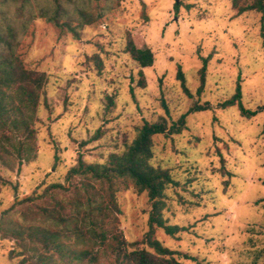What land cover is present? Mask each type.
<instances>
[{
    "label": "rangeland",
    "instance_id": "374dc122",
    "mask_svg": "<svg viewBox=\"0 0 264 264\" xmlns=\"http://www.w3.org/2000/svg\"><path fill=\"white\" fill-rule=\"evenodd\" d=\"M31 1L26 16H36L24 30L27 17H21L17 5L4 10L19 28L17 53L24 66L45 73L47 81L33 123L35 157L14 169L0 166V221L52 225L33 205L51 206L52 200L26 199L52 183L64 186L55 196L67 205L82 196L79 178L65 180L79 154L87 162H104L135 139L144 121L164 116L170 125L187 114L180 133L153 137L150 161L169 169L178 181L165 190L162 216L185 230L172 237L154 227L153 238L177 251L185 264H264L261 14L236 15L231 0H69L70 10L79 5L94 20L75 37L38 17V5L51 0ZM127 34L137 47L151 49V66L140 67L125 51ZM205 58V84L198 92ZM178 68L190 97L177 79ZM238 84L241 104L251 115H243L238 104L219 106ZM207 102L209 109L189 112L194 104ZM97 130L101 135L93 139ZM92 184L104 200L106 185ZM116 188L121 214L106 223L108 237L103 243L79 242L81 248L92 247L93 264H117L112 232L141 242L149 229L146 192H138L127 179L116 180ZM15 245L0 236V264H20V256L9 257ZM138 246L152 251L146 244Z\"/></svg>",
    "mask_w": 264,
    "mask_h": 264
},
{
    "label": "trees",
    "instance_id": "16d2710c",
    "mask_svg": "<svg viewBox=\"0 0 264 264\" xmlns=\"http://www.w3.org/2000/svg\"><path fill=\"white\" fill-rule=\"evenodd\" d=\"M51 3L38 5V17L45 18L60 30L71 32L79 37V29L84 24H90L91 14L85 8L73 4L72 10L66 4L69 0H51ZM31 0H0V166L14 169V165L33 160L36 153L35 130L33 123L40 98L44 95V86L47 75L43 72L27 69L17 53L19 28L7 16L11 7L17 5L21 17H27L22 22V29L36 16H26V7ZM236 15L255 11L261 14L264 21V0H231ZM7 9L6 11L4 9ZM178 8V2L174 3ZM75 23V24H73ZM125 51L140 67H149L153 64V52L149 48H139L130 34H127ZM207 58L203 59L200 68L201 92L205 84V68ZM177 79L184 92L191 94L185 85L184 74L178 68ZM141 86L144 80L141 78ZM109 105L113 102L109 99ZM238 104L243 115H251L241 104V88L238 84L235 93L219 104L220 107ZM166 108V107H165ZM210 108L209 103L194 104L189 112L202 111ZM264 109V106H263ZM166 113L168 110L166 108ZM181 115L170 125L164 116L154 122L144 121L138 128L135 139L125 146L121 152H111L104 162H87L81 154L76 158L65 175V180L79 178L78 188L83 192L75 201L68 205L57 200L55 194L63 190L61 183L47 185L41 194L31 196L26 200L49 197L52 205L33 204L38 215L51 221L52 225L29 224L23 222L10 223L1 219L0 236L15 241V248L9 252V257L20 256V264H93L97 260L92 247L81 248L79 242L84 239L94 244L103 243L108 237L105 230L106 223L112 217L121 214L116 196V180L127 179L132 181L138 192H146L151 201V211L148 217L149 229L141 242H128L119 231L112 232V250L117 254V264H185L176 257L177 251L163 246L153 238L154 227L161 228L165 234L176 237L185 227L168 224L162 216L165 208V190L169 186H178L169 169L153 166V137L158 134H178L185 126V117ZM264 131V125H263ZM101 135L97 130L93 139ZM84 143V142H83ZM224 176H230L225 171ZM0 182H4L0 175ZM92 183L106 185V196L102 199L101 193ZM103 195V194H102ZM104 196V195H103ZM69 207V211L66 210ZM10 209L6 210L7 213ZM10 223V224H9ZM110 230V229H109ZM116 230V229H115ZM139 244H146L152 251ZM130 247V249H127ZM196 260L195 257H190ZM201 264V262H198Z\"/></svg>",
    "mask_w": 264,
    "mask_h": 264
}]
</instances>
